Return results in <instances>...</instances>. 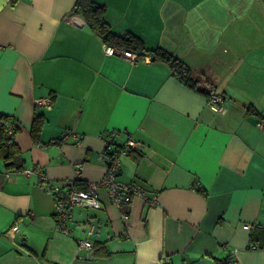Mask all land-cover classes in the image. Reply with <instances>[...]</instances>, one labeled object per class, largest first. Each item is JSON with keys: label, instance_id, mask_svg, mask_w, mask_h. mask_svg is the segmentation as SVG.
Masks as SVG:
<instances>
[{"label": "crops", "instance_id": "crops-1", "mask_svg": "<svg viewBox=\"0 0 264 264\" xmlns=\"http://www.w3.org/2000/svg\"><path fill=\"white\" fill-rule=\"evenodd\" d=\"M94 1L112 32L180 59L224 103L214 108L147 54L106 57L71 13L75 0H0V114L17 126L21 160L8 169L0 153V264H264L249 241L264 227V0ZM111 132L116 148L140 145L120 157L117 181L145 199L116 208L100 188V209L72 208L67 234L57 232L56 198L103 178Z\"/></svg>", "mask_w": 264, "mask_h": 264}, {"label": "trees", "instance_id": "trees-1", "mask_svg": "<svg viewBox=\"0 0 264 264\" xmlns=\"http://www.w3.org/2000/svg\"><path fill=\"white\" fill-rule=\"evenodd\" d=\"M71 13L80 16L86 26L102 39L104 45L131 53L147 54L151 60L165 64L169 68L171 75L189 90L195 91L207 99L215 95L211 82L195 75L185 63L172 54L161 48L147 49L144 42L130 32L124 34L112 32L106 21V6L104 4L94 0H75ZM246 112L260 116L252 106H247ZM39 124L40 118L36 117L30 129V136L33 141L37 139ZM8 126L12 127L13 133L11 135L8 134ZM16 130V124L11 123L8 117L0 114V153L6 162V167L15 171L21 169L20 156L12 142V137ZM72 187H80V190L85 189V185L80 183H73ZM249 241L254 245L255 249L264 250V227H252L249 232ZM213 261L215 264H233V258L230 255H226L222 259H213Z\"/></svg>", "mask_w": 264, "mask_h": 264}, {"label": "built area", "instance_id": "built-area-1", "mask_svg": "<svg viewBox=\"0 0 264 264\" xmlns=\"http://www.w3.org/2000/svg\"><path fill=\"white\" fill-rule=\"evenodd\" d=\"M103 51L106 57L121 56L128 61H133L137 58L134 53L107 45L104 46ZM208 102L214 108L219 109L224 103L222 97L218 95H212L208 99ZM35 105L38 107L50 108L49 101L37 100L35 101ZM12 133V127L8 126V134L11 135ZM69 135L70 133L63 135L61 140H65ZM117 135V133L111 132L102 137L104 147L102 153L100 154V161L105 168V175L103 178L97 183L86 185L84 190H78L70 185L63 196L56 198L54 203V222L57 232L64 235L67 234V223L70 219L72 208L80 207L92 210L100 209L97 194V190L100 188L106 190L109 203L116 208L130 204L134 196L145 199L144 188L134 184H120L117 181L118 171L120 168V157L129 152L137 153L140 151V145L129 139L126 140L121 147L116 148L114 140ZM75 139L77 141L76 146H80V141L76 137ZM23 173L28 174L27 171H24ZM37 176L39 180V187L42 191H44L47 195L57 197L59 190H57L52 184L48 183L46 178L40 172H37ZM147 204L149 208L155 207L157 205L156 197L153 196L150 200H147ZM79 247L89 252L92 250L91 244L86 241L79 242ZM162 264H169V262H163Z\"/></svg>", "mask_w": 264, "mask_h": 264}]
</instances>
